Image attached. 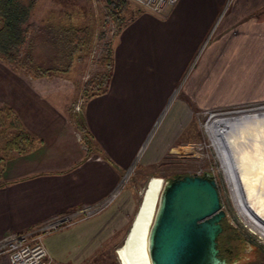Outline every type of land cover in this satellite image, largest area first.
<instances>
[{"label":"crops","instance_id":"crops-1","mask_svg":"<svg viewBox=\"0 0 264 264\" xmlns=\"http://www.w3.org/2000/svg\"><path fill=\"white\" fill-rule=\"evenodd\" d=\"M226 4L227 0H177L159 14L139 12L119 29L109 69H102L108 74L104 90L89 95L83 104L81 118L90 145L77 138L68 119L72 82L49 75L33 77L0 60V107H10L33 137L31 147L13 149L0 164V238L98 202L114 191L112 203L121 197L124 173L137 164L152 122L184 77L187 67L179 79L178 57L190 46L199 49L221 15L218 40L234 39V47L211 49L199 69L191 70L144 164L153 160L152 153H173L185 143L193 120L189 102L209 108L211 90L226 75L252 81L264 73V15L257 14L264 11V0H235L229 8ZM213 56L217 59L212 62ZM146 115L151 124L140 126L138 121ZM113 230L112 213L107 211L46 235L44 244L55 259L80 264ZM0 264H9L6 255H0Z\"/></svg>","mask_w":264,"mask_h":264},{"label":"rangeland","instance_id":"rangeland-1","mask_svg":"<svg viewBox=\"0 0 264 264\" xmlns=\"http://www.w3.org/2000/svg\"><path fill=\"white\" fill-rule=\"evenodd\" d=\"M20 1L26 2L27 0ZM125 1V7L122 10H117L115 14L109 12L110 5L106 0H35L29 11L26 23L25 46L31 49L34 62L41 66H51L55 60L54 57L61 59L60 52L62 51L63 55L65 51L61 37H56L54 34L58 27L87 29L85 38L89 37V32L91 30L90 34L93 32L90 41L88 43H81L80 49L74 51L69 67H65L66 65L55 60L52 64L55 70L52 74H49L50 77L56 79L68 80L72 82L75 87V89H71V91L74 90V94L71 96V101L68 105V119L70 123L74 125L75 129H77V138L81 140L83 144V131L79 128L82 111L76 114L72 111V108L79 98L85 100L97 90L96 84L103 76L102 74H105V71H102V69H108L110 66L103 61V58L107 56L106 52L108 50V55L111 54L113 39L125 23L139 12L143 11L132 1ZM234 1L235 0H227L225 8L232 6L231 4ZM260 11L261 9L257 10V14L264 15V11ZM220 17L215 24L211 26L207 40L199 49L195 50V47L191 48L190 46L183 50L178 57L177 72L179 79L183 70L186 67L187 69L184 73V77L178 82L177 92L172 98H167L165 104H163L161 116L153 122L149 115H146L144 120L140 119L138 121L140 126L141 124L147 126L152 122L151 132L150 136L145 139L140 148V153L136 161L137 164L133 165L130 167L129 171L125 172L127 173L126 179H124L119 186L121 190L123 188L121 197L115 199L113 203L111 202L112 205L109 208L103 209L84 219L89 220L108 211L112 213L114 230L111 236L104 242H101L99 239V242H97L80 264H111V259H113V264H119L115 250L121 243L130 224L142 193V187L148 177L158 175L163 177L164 180H168L177 175L204 173H209L216 182L222 209L225 212L222 221L226 228V232L234 229L236 230V235H239L240 238L243 237L249 240L251 243L250 253L246 254L245 258L241 261L235 262V264H264V235L261 236L260 233L253 229L242 218L235 206L237 200L232 197L234 193L237 199H239L238 194H236V174L239 173V169H236L238 168L236 167L237 163H240L239 160L250 161L249 159L253 158L254 165H257L258 156L256 152L252 153V157H250L249 154L245 156L241 149L246 145L245 139L242 135H231L229 132L230 134H228V136L231 143H228L231 144V148L227 158L231 157L233 165L227 167L229 164L225 162L224 156L220 157L216 152V147L206 129V124L208 122H211L216 116L224 115V112L241 111L252 107H264V81H262L264 80V73H258L256 76H253L256 77V80L252 79V81L249 77H247L246 81H241V79H233V75H226L221 79L219 87H215V89L211 90L209 108H201L189 102L188 105L192 109L193 120L191 121L192 124H190L191 129L185 132V143L179 144L180 146L177 147V151L173 153H152L154 156L153 160L151 162L146 161L144 164L147 151L161 133L160 129L162 130L161 127L164 122H166V114L169 112L170 108L175 105L174 98L182 95L184 84L190 77L191 70L195 71L199 69V66L211 49L216 51L218 48L227 47V44L230 45V48L234 47V39H229L228 41L218 40L220 36ZM230 34L232 35V33ZM233 36L235 37V35ZM195 42L196 41L193 43L189 42L188 45L190 43L194 44ZM216 59L217 58L213 56L211 61L213 62ZM211 61L210 64H207L210 65V67L212 65ZM212 73L213 72L210 74V78L211 80L214 79L216 83L218 80L217 78H213L214 75ZM157 107L158 105L156 108ZM81 110H83V105ZM147 113L150 114V112ZM253 131L251 130L250 132L253 134ZM13 132H15L14 128L8 125L3 129L0 128V164L11 155L13 151L12 148H7L5 144V140L10 139ZM226 132H228V130H226ZM244 133L249 135L248 131ZM230 136L232 137L230 138ZM178 138H181V135H179ZM248 151L250 152V148H248ZM244 166L246 168V165ZM251 166L252 165H248L247 168L250 170ZM223 167L225 169L227 168V174L224 172ZM251 170L253 169L251 168ZM253 182V178H251L250 181L247 179L244 182V185L246 188L248 187L249 191L253 189ZM241 203H243V201ZM241 209H245V206L242 205ZM248 209L250 208L248 207ZM234 242H236V240ZM222 245L226 244L222 241ZM239 253L240 252H238V254Z\"/></svg>","mask_w":264,"mask_h":264},{"label":"water","instance_id":"water-1","mask_svg":"<svg viewBox=\"0 0 264 264\" xmlns=\"http://www.w3.org/2000/svg\"><path fill=\"white\" fill-rule=\"evenodd\" d=\"M142 200L143 196L134 216ZM224 216L216 182L209 173L164 180L147 239L151 264H232L218 246Z\"/></svg>","mask_w":264,"mask_h":264},{"label":"bare ground","instance_id":"bare-ground-1","mask_svg":"<svg viewBox=\"0 0 264 264\" xmlns=\"http://www.w3.org/2000/svg\"><path fill=\"white\" fill-rule=\"evenodd\" d=\"M224 113V115L216 116L211 122H208L206 129L216 147V152L220 157L224 156L225 162L229 164L227 167L233 165L231 157L227 158L231 148V140L228 134L242 135L246 145L241 149L245 156L249 154L252 157V153L256 152L258 156L257 165H254L253 158L249 159L250 161L239 160L240 163H237L236 167L238 168L236 169H239V173L236 174V194H238L239 199L233 193L234 190L232 191V197L237 200L235 206L242 218L262 236L264 235V107H252L241 111ZM251 130H254L253 134L250 132ZM247 131L249 135L244 133ZM248 148H250V152ZM244 165H246V168ZM248 165H252L251 168L253 170L251 168L249 170L247 168ZM223 170L227 174V168L223 167ZM251 178L254 181L252 183L253 189L249 191L244 182L247 179L250 181ZM163 184V177L158 175H152L146 180L145 190L144 192L142 190L141 193L143 200L136 215L134 216L133 214L132 216L134 220L130 232L125 241L115 250L119 264H151L147 249V239ZM242 201L243 203H241ZM242 205L245 206L243 210L241 209Z\"/></svg>","mask_w":264,"mask_h":264},{"label":"trees","instance_id":"trees-1","mask_svg":"<svg viewBox=\"0 0 264 264\" xmlns=\"http://www.w3.org/2000/svg\"><path fill=\"white\" fill-rule=\"evenodd\" d=\"M34 1L35 0H27L26 2H21L20 0H0V60L15 69H22L29 75L38 77L41 75L52 74L55 70V68L52 67L55 60L66 65L65 67H69L74 51L80 49L81 43H88L93 32L90 34L92 30L90 32L88 31L89 37L85 38L87 29L58 27L54 34L56 37H61L65 49L63 55L62 51L60 52L61 59L54 57L55 60L51 66L48 67L38 65L33 60L31 49L25 46V33L27 30L26 23ZM106 2L110 5L109 12L112 14H115L117 10H122L126 5L125 0H106ZM108 52L109 50L106 52L107 56L103 58V61H105L107 65H110V55H108ZM102 75L103 76L96 84L97 90L94 93L104 90L108 74L105 73ZM7 125L16 128L15 132L12 133V137L5 140L7 148L16 149L18 152H22L28 149V147H31L33 137L20 125L14 111L10 107L3 105L0 107V128L3 129ZM79 128L83 131L85 143L90 145L82 118H80L79 121ZM221 224L222 231L218 236V246L220 251H226L223 249L225 245H222V241L226 245H229L230 242H234L236 240V230L231 229V231L226 232L223 221H221ZM232 264L235 263L232 262Z\"/></svg>","mask_w":264,"mask_h":264},{"label":"built area","instance_id":"built-area-1","mask_svg":"<svg viewBox=\"0 0 264 264\" xmlns=\"http://www.w3.org/2000/svg\"><path fill=\"white\" fill-rule=\"evenodd\" d=\"M143 11L161 13L165 8L173 6L177 0H130ZM83 99L79 98L73 105L72 111L81 113ZM201 175V174H199ZM127 173L121 180L126 179ZM116 196L112 192L102 200L91 204H83L53 216L45 222L38 224L26 231L9 232L0 238V255H6L9 264H64L53 258L45 244L44 237L63 228L69 227L76 222L84 220L108 206Z\"/></svg>","mask_w":264,"mask_h":264},{"label":"flooded vegetation","instance_id":"flooded-vegetation-1","mask_svg":"<svg viewBox=\"0 0 264 264\" xmlns=\"http://www.w3.org/2000/svg\"><path fill=\"white\" fill-rule=\"evenodd\" d=\"M251 243L249 240L236 235V242L229 243L223 247L226 251H220L228 262H237L245 258V255L250 253ZM238 252H240L238 254ZM234 260V261H232ZM232 261V262H231Z\"/></svg>","mask_w":264,"mask_h":264}]
</instances>
